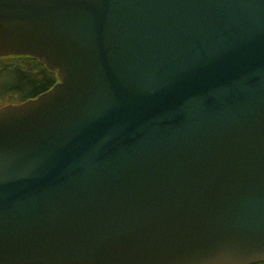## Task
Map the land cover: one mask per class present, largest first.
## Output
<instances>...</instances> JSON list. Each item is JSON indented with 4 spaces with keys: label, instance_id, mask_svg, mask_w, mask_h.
I'll use <instances>...</instances> for the list:
<instances>
[{
    "label": "water",
    "instance_id": "obj_1",
    "mask_svg": "<svg viewBox=\"0 0 264 264\" xmlns=\"http://www.w3.org/2000/svg\"><path fill=\"white\" fill-rule=\"evenodd\" d=\"M62 83L0 111V264L264 260V0H0V52Z\"/></svg>",
    "mask_w": 264,
    "mask_h": 264
},
{
    "label": "trees",
    "instance_id": "obj_2",
    "mask_svg": "<svg viewBox=\"0 0 264 264\" xmlns=\"http://www.w3.org/2000/svg\"><path fill=\"white\" fill-rule=\"evenodd\" d=\"M57 81L38 59L27 56L0 57V107L21 103L49 90ZM255 264H264L255 263Z\"/></svg>",
    "mask_w": 264,
    "mask_h": 264
}]
</instances>
